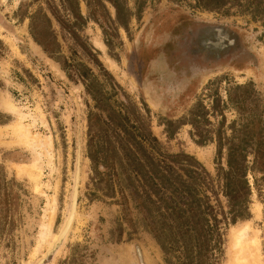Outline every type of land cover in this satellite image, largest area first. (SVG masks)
I'll use <instances>...</instances> for the list:
<instances>
[{"label": "rangeland", "instance_id": "obj_1", "mask_svg": "<svg viewBox=\"0 0 264 264\" xmlns=\"http://www.w3.org/2000/svg\"><path fill=\"white\" fill-rule=\"evenodd\" d=\"M76 2L81 24H73L63 0H0V264H32L57 240L69 204L77 122L82 141L77 203L63 245L45 263L186 264L181 243L172 239L176 222L160 230L161 244L155 237L158 221L151 225L155 213L145 212L117 156L106 153V165L104 149L109 143L117 147L122 135L111 124L118 117L107 116L120 111L136 126L131 130L155 138L144 146L156 158L155 151L190 156L177 165L202 166L226 209L216 173L226 165L228 139L237 136L245 118L264 127V0ZM195 24L232 28L255 55V66H210L173 84L164 76L159 48L171 34ZM246 161L250 166L251 156ZM21 170L37 177L35 187ZM247 179L250 215L221 224L219 250L209 264H238L232 234L243 229L248 239L258 231L255 260L264 264V190L255 188L251 172Z\"/></svg>", "mask_w": 264, "mask_h": 264}, {"label": "trees", "instance_id": "obj_2", "mask_svg": "<svg viewBox=\"0 0 264 264\" xmlns=\"http://www.w3.org/2000/svg\"><path fill=\"white\" fill-rule=\"evenodd\" d=\"M64 1L67 2V9L74 19L73 24L83 23L84 17L78 10L76 0ZM36 16L32 18V24ZM45 21L48 23V18H45ZM41 45L48 52L43 41ZM68 76L71 78L70 74ZM81 76L84 74L81 73ZM86 88L97 107L104 111V106H100L98 97L96 98L89 89L88 83ZM113 114L118 118L111 124L122 135H118L120 141L116 143L117 147L109 143L104 149L106 165L109 161L106 153H111L112 158L117 156L123 174L130 180L128 185H131L134 194L138 195V201L145 207V212L150 215V212L154 211L155 217L150 216L151 225L154 227L158 221L155 237L161 244L160 230L164 225L170 230V222L175 221L178 230L172 239L181 243L186 252L185 257L189 260L186 264H209V257L219 250L221 224H234L250 215L251 189L247 179L248 172L253 174L255 188L264 190V127L253 119L245 118V122L237 129V136L235 134L233 138L228 139L226 165L218 166L216 173L221 181L220 192L226 201V209H223L217 193L210 186L211 176L202 166L195 163L190 166H178L180 157L191 159L187 155H164L155 151L159 157H154L152 152L146 150L144 142H155V138L142 136L140 132L131 130V127L136 129V126H131L120 111L113 110L108 114L109 120L113 121ZM219 144L220 154V138ZM248 156L252 158L250 166L246 164ZM90 158L95 159L97 164L100 163L94 154H91ZM110 166L112 167V162ZM207 190L210 193L206 192ZM212 198L215 203H212Z\"/></svg>", "mask_w": 264, "mask_h": 264}, {"label": "flooded vegetation", "instance_id": "obj_3", "mask_svg": "<svg viewBox=\"0 0 264 264\" xmlns=\"http://www.w3.org/2000/svg\"><path fill=\"white\" fill-rule=\"evenodd\" d=\"M187 31V34H186ZM215 33V39L206 36ZM166 73L172 83L181 84L197 71L210 66L231 64L236 67L255 66V55L246 47L239 34L232 28L208 24L185 26L171 34L159 48ZM213 60L209 62L208 57ZM79 188V185H78ZM145 263L143 260L137 262Z\"/></svg>", "mask_w": 264, "mask_h": 264}, {"label": "bare ground", "instance_id": "obj_4", "mask_svg": "<svg viewBox=\"0 0 264 264\" xmlns=\"http://www.w3.org/2000/svg\"><path fill=\"white\" fill-rule=\"evenodd\" d=\"M109 64L112 67H114V65L112 64V62L109 61ZM8 108L9 109H13V106L11 104H9ZM198 155L200 156V153H198ZM201 157H203V156H201ZM20 169H22V168H20ZM23 170H21L19 172V174L20 175H24L27 178H29L32 181V183L34 184V187H35L36 184H37V177L33 173H31V172H24ZM79 182H80V173H79ZM78 190H79V188L77 189V192H76L77 195H78ZM70 191H71V189H70ZM68 203H69V201H68ZM68 206H69V204H68ZM68 206H67V212H68ZM75 206H76V204H75ZM253 208H254L253 210H255L256 213H259V211H260V205L259 204L258 205L256 204L255 207H253ZM67 212H66V216H67ZM72 216L73 215L70 216V218L68 220V224H66V226L64 227V230L58 235V232L61 229V227L63 225V222L65 220V218H64V220H63V222L61 224V227L59 228V230H58V232L56 234L57 235L56 236L57 237L56 239L58 240V243H55L57 240H55V242H51L50 241L51 244H49L48 246H51V248L48 250L47 249L48 246H47V248L44 249L45 250L44 251L45 253L44 252L42 253V258L38 259V261H37L36 264H41V262H43L44 258L47 256L48 253H50L52 251V249H55L56 248L57 249L56 251L59 250V247L62 245L60 243H62V241H64V239L66 238V235H67V231L66 230H67V227L70 225V222H71L70 220H71V218H73ZM245 229H248V227H245ZM253 230H254V236L252 238H250V239H248L246 237V234H245L244 229L241 230V231H234L233 234H232L233 246L236 249L238 264H257L255 258L257 259V257L259 256V254H258V252H259L258 251V248H259L258 247V244H259V242H258L257 235H256L258 233V231H255V229H253ZM57 245H59V246H57ZM46 250H48V251H46ZM38 252H40V251H38ZM36 256H37V254H36ZM139 264H144V263H141L140 262Z\"/></svg>", "mask_w": 264, "mask_h": 264}, {"label": "water", "instance_id": "obj_5", "mask_svg": "<svg viewBox=\"0 0 264 264\" xmlns=\"http://www.w3.org/2000/svg\"><path fill=\"white\" fill-rule=\"evenodd\" d=\"M81 159H82L81 123L77 122L75 158H74V164H73V174L71 177V191H70L68 212H67V216L63 222V225L58 232V235L64 230V227L66 226V224H68V220H69L70 216L74 214V206L77 202V193L76 192H77L78 185H79V173L81 171ZM63 243H64V241H62V243H60V244L63 245ZM59 245H57V246H59ZM61 246L59 247V250H60ZM50 248H51V246H48L47 249L49 250ZM48 250H46V251H48ZM56 250H57L56 248L52 249V251L47 254V256L44 258V260H43V262H41V264H47V263H45V260L47 259L48 256H51V257L55 256L56 252H57ZM135 250H136L138 259L141 260V253H140L139 247L136 246ZM40 258H42V254L32 264H36L38 259H40Z\"/></svg>", "mask_w": 264, "mask_h": 264}]
</instances>
